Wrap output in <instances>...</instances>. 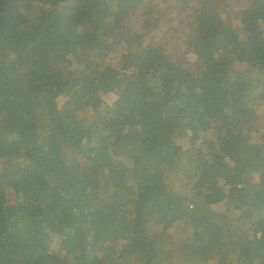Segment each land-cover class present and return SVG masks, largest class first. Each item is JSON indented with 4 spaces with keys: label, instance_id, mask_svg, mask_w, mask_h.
Masks as SVG:
<instances>
[{
    "label": "trees",
    "instance_id": "trees-1",
    "mask_svg": "<svg viewBox=\"0 0 264 264\" xmlns=\"http://www.w3.org/2000/svg\"><path fill=\"white\" fill-rule=\"evenodd\" d=\"M261 76L264 0H0V264H264Z\"/></svg>",
    "mask_w": 264,
    "mask_h": 264
},
{
    "label": "rangeland",
    "instance_id": "rangeland-1",
    "mask_svg": "<svg viewBox=\"0 0 264 264\" xmlns=\"http://www.w3.org/2000/svg\"><path fill=\"white\" fill-rule=\"evenodd\" d=\"M260 4V2H256L255 5ZM254 6V5H253ZM128 38H124V37H120L118 39V42L123 41V40H127ZM31 53L33 54V56L39 55V57H41L44 54H47L49 49H50V45L49 44H45L43 42H37L36 44H32L31 45ZM54 61L59 62L58 59H54ZM261 81L264 82V77L261 76ZM97 106L100 107H108V105L103 102L98 104ZM63 164L68 165L69 161H70V157H65V159L61 160ZM75 165H72V167H74ZM83 173L82 172H75L73 173V177H69V176H65L62 178L58 179V183L56 185V190H57V198L59 200V208L62 209V212L64 213V215H66L67 217V222L68 224L66 225L67 228L64 229L63 228V233H64V237L61 239L60 242V247L61 249L66 253V254H70V256L72 257L74 255V251H78L79 253H81L82 250V245L79 243H77L75 241V238H69L68 237V232L69 233H76L79 234L82 233L85 230V222L82 219V209L81 207L78 205V196L77 193L81 190L84 189L85 193H86V197L88 201H94L96 199V196L94 195L93 191L91 190H87L85 188V181L83 180L82 177ZM104 180V179H101ZM184 181H186V178L184 177ZM179 183L177 182L174 187H176ZM176 190V189H174ZM182 190H176V194H180L182 193ZM43 199V197H42ZM20 200L22 201V199L20 198ZM23 217H24V221L22 223V225H27L30 224V215H28L27 213H23ZM21 220V217L15 221L14 224H12L10 226V229L13 230L14 228L17 227V222ZM70 221V222H69ZM92 222L96 223L97 222V218H94L92 220ZM34 226L32 224H30V228L25 232L27 233L31 228H33ZM98 230V228H90L88 230H86L83 234V238H81V241L83 243L87 242L89 243V241L85 240L86 237L89 238H93L96 237V235L94 234V232H96ZM166 234L165 231H161V235ZM85 241V242H84ZM169 248H166V251H168ZM95 253V250L93 247H89L86 250V254L87 257L89 259L93 258V255ZM163 255V254H162ZM162 255H157L156 259H155V263L154 264H170L169 261H164L162 260ZM229 258L228 260L233 263L236 261L238 255L234 252L229 250Z\"/></svg>",
    "mask_w": 264,
    "mask_h": 264
}]
</instances>
